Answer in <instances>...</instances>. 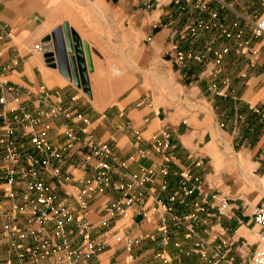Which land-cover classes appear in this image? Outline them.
Wrapping results in <instances>:
<instances>
[{"label": "crops", "instance_id": "0c3cea01", "mask_svg": "<svg viewBox=\"0 0 264 264\" xmlns=\"http://www.w3.org/2000/svg\"><path fill=\"white\" fill-rule=\"evenodd\" d=\"M93 1L97 6L102 4L110 14L112 11V14L114 12L129 20L135 27H131L132 45L126 58L119 57L121 61L93 57L88 60L83 48L89 81L88 96L80 84L63 76L43 56L52 50V43H43L42 39L57 26H62L64 31L73 29L84 47L91 42L96 44L84 34L85 27L72 24L74 17H71V11L59 6L55 0H0V34L3 36L0 40L1 77L10 84L23 85L33 93L44 87L51 94V99L61 95L65 104L88 118L86 129L96 139L110 142L114 153L126 162L124 171L128 176L121 178L119 170L113 171L110 188L96 191L89 200L81 193L94 187L92 173L80 167H64L70 177L58 188L60 199L68 197L72 217L79 212L81 200L86 199L85 217L93 225L91 238L102 245L101 252L92 262L110 264L113 259L117 264H142L145 259H154L158 253H163L171 261L164 263L158 259V264H206L200 256V252L206 250L211 264H250L259 243L253 210L264 204V187H259L261 179L255 182V188H247L245 183L248 180L253 182L255 173L264 178V127L252 147L247 138H243L239 146L237 133L227 132L221 127L222 105L215 103V93L212 88H206V80L210 75L220 77L228 74L235 82L240 73H226L225 61L217 67L215 55L213 60L209 58L206 62L200 54L205 48L213 49V53L222 50L225 37L220 27H156L157 14L147 12L143 17L139 7L148 0ZM135 4L139 8H135ZM117 36L118 53L124 55L125 44L121 34ZM37 43L43 46L41 55L34 52ZM191 48L196 49L193 52H197L198 59L194 60L198 62L189 58ZM177 50L186 55L183 61L176 59ZM68 54L73 55L74 52L68 50ZM161 63H169L180 81L178 85L186 95L181 100L155 103L157 93L151 85L154 86V81L158 80L157 70ZM260 64H264L262 57ZM251 80L253 78L245 81V97L248 93L254 94L250 92ZM260 80L263 86L258 91L264 97V73ZM207 92L210 98L206 96ZM217 98L216 102L220 99ZM25 99V95L20 94L10 98L9 103L19 104ZM63 125L75 127L78 135L83 136L77 128L83 123L76 124L60 116L48 121L54 142L62 141L63 135L56 130ZM164 132L169 135V146L162 150L166 153L157 151L152 145L155 136L163 140ZM227 143L232 151L222 149V145ZM167 154L170 158L166 157ZM80 156L77 152L72 159L74 163H78ZM241 161L253 168V175L246 172ZM163 167L167 169L166 174L161 171ZM144 169H152L151 177L145 183L149 193L144 203L147 216L113 218L110 233L105 235L97 226L106 215L103 209L122 196L120 184L131 186L129 191L134 193L137 182L130 176L139 175ZM187 189H193L192 195L197 200H191L193 196L186 193ZM172 193L182 196L181 200L177 198L172 202L174 208L182 209V214L176 222L167 217L169 233L164 239L158 231L153 208L158 201L168 203V196ZM215 193L218 196L214 200ZM219 195L228 204L226 210L219 209ZM190 207L204 209L196 212L194 217L198 218V231L194 230V218L190 216L195 212L187 213ZM70 225L73 231L75 223ZM172 225L180 230V236H174ZM75 234H72V241L74 243L77 239L76 245L79 236ZM146 235L154 236L151 241H156L145 243ZM124 236L130 240L144 239L140 245L130 246ZM190 239H193L191 246ZM196 243L200 246L196 247Z\"/></svg>", "mask_w": 264, "mask_h": 264}, {"label": "built area", "instance_id": "2783aa9c", "mask_svg": "<svg viewBox=\"0 0 264 264\" xmlns=\"http://www.w3.org/2000/svg\"><path fill=\"white\" fill-rule=\"evenodd\" d=\"M264 4V0H261ZM224 37L230 36L227 28L220 27ZM251 34L255 38L264 37V15L251 22ZM3 36L0 34V40ZM34 52L41 55L43 46L34 45ZM227 47L215 51L217 62L227 52ZM176 59L183 61V51L177 50ZM198 59V56L196 57ZM213 91L221 95V91L213 86ZM24 94L26 99L19 104L11 105L10 98ZM64 117L74 123H83L77 127L83 134L80 137L73 126L63 125L56 132L63 135L62 141L54 142L48 121L56 117ZM89 123L82 113L74 111L65 104L61 95L51 99V94L44 87L38 92L30 91L23 85H14L0 75V263L1 264H90L92 256L102 249L100 242L91 238L92 223L85 217L86 199L80 202V210L75 217L70 213L68 197L60 199L58 188L69 180L70 173L64 167H80L93 175L94 187L82 191L88 199L96 191H103L112 185V173L119 170L125 178V160L119 158L108 141L96 139L86 129ZM138 140V138H136ZM152 145L157 151L169 146V135L164 132L163 140L153 138ZM77 152L81 156L78 163L72 160ZM145 151L143 150L142 153ZM166 153V152H165ZM169 157L167 154L166 157ZM170 158V157H169ZM168 159V158H167ZM155 167V166H154ZM166 174L167 169L161 168ZM152 169L132 174L131 180L137 182V189L131 193L129 185H119L122 196L110 205L105 206V217L97 224L105 235L110 233V221L116 217L132 218L147 216L144 203L149 198L145 183L150 179ZM193 189H187L191 194ZM175 194L169 201H174ZM88 199V200H89ZM227 202L220 200L219 209L226 210ZM171 204L158 201L153 208L157 217L158 231L164 239L168 238L167 215ZM196 212L204 210L195 208ZM253 219L258 226L259 243L250 264H264V204L253 210ZM75 223V229L70 223ZM76 233V234H75ZM72 234L78 235L80 246L73 247ZM74 235V236H75ZM152 239L154 236L146 235ZM128 244L137 245L142 239L130 240L123 237ZM200 246L196 243V247ZM206 264L211 261L206 250L200 252ZM158 257L164 263H170L163 253ZM98 264V263H94ZM157 264V263H153Z\"/></svg>", "mask_w": 264, "mask_h": 264}, {"label": "rangeland", "instance_id": "374dc122", "mask_svg": "<svg viewBox=\"0 0 264 264\" xmlns=\"http://www.w3.org/2000/svg\"><path fill=\"white\" fill-rule=\"evenodd\" d=\"M127 1L129 2V0ZM55 2L59 6L61 5L69 9L71 11V17H74L71 20L72 24L75 27H85L84 34H87L96 41L95 45L91 42V45L87 44L86 47L83 46L84 51L86 50L85 53L88 60H90V57H93L96 59L101 58L105 61H121L119 59L120 56L127 57V50L132 45L130 44L132 43L133 35V29L131 27H135L129 20H124L114 12L112 14V11L110 14L108 9L103 8L102 4L97 6L96 3H93V0H55ZM145 2L139 6L142 8L143 17L147 16V12L148 14L149 12L150 14L156 13L158 17L156 27H225L228 33H231L230 36H226L223 40L222 49L227 47L228 50L223 54L216 66L221 67L222 62L225 61L226 73L232 72L235 74L237 71L240 74L235 78V82L228 74L220 77L210 75L206 80V88L216 86L222 92V95L214 94V97L216 96L215 103L222 105L221 119L219 117L222 129L227 132H236V140H239V146L240 142L244 140L243 138H247L250 147H252L259 140L262 127H264V97H261V93L258 91L263 86L259 81H261V74L264 73V64H260V57L262 59L264 58V37L255 38L251 34V22L264 15L263 2L261 0H148ZM128 5L129 3L126 4V6ZM139 7L135 4V8ZM119 34H121V38L125 44L123 49L124 55L118 53L116 40ZM91 38L89 39L93 41ZM193 50L196 51L194 48H191V51L187 49L190 53L189 58L194 60L197 57V52H193ZM200 54H203L202 60H206V62H209V58L211 60L214 59L213 49L211 48H205ZM162 57L166 59L165 55H162ZM194 61L198 62L197 60ZM233 61L235 64H231ZM157 72L159 74L158 80H153L156 84L154 86L151 85L154 88V93H157L154 96L155 103L166 104L170 100L171 102H173L172 100L179 101L186 96L185 92H183L184 90L179 87L178 83L180 81L175 77L169 63H161L158 66ZM251 78H253L250 82L252 87L249 90L254 94L251 95L248 93L245 97L243 96L246 86L245 81H249ZM77 81L80 82L79 77H77ZM178 87L179 89L176 91ZM206 96L211 97L209 92L206 93ZM217 97L220 98L218 100L219 102H216ZM222 149L224 151H232L231 145L228 143L222 145ZM241 163L243 167H246V172L248 171L251 175L254 174L252 171L253 168L249 167L245 161H241ZM255 174L253 177L251 176L254 179L253 182L250 180L248 182L246 181L247 183L245 185L247 188H250V186L255 188V182L259 181V179L263 182L259 181V187H261L260 185L264 187V178L262 179L257 173ZM173 194L175 193L170 194V196ZM215 194L213 196L214 200L218 196V193ZM189 195L193 196L192 193ZM170 196L168 197L170 198ZM177 198L181 200L182 196L175 194L174 199L177 200ZM218 199H222V197L219 195ZM191 200H197V198L193 196ZM168 202L171 204L172 209L167 217L174 219L175 222L179 221L182 209L178 207L174 208L172 206L173 201L168 200ZM103 210L105 211L106 209ZM187 210V213L196 211L192 207ZM197 219L194 218L193 220L195 231H198L199 227ZM171 227L174 236H180V230L175 229L176 226L174 225ZM147 239L145 243L151 241L148 237ZM76 240H74V243H76ZM190 240L189 243L191 246L193 239ZM142 241L137 245H140ZM74 243L72 241L73 247L80 246V240L78 244L75 245ZM96 255L91 257L90 264L95 263L92 262V259ZM154 259L150 257L148 260L147 258L142 264H158L157 260H162L158 256L156 258L154 257ZM110 264H117V262L112 259Z\"/></svg>", "mask_w": 264, "mask_h": 264}, {"label": "water", "instance_id": "95a60500", "mask_svg": "<svg viewBox=\"0 0 264 264\" xmlns=\"http://www.w3.org/2000/svg\"><path fill=\"white\" fill-rule=\"evenodd\" d=\"M65 29L67 28L65 27ZM63 31L62 26H57L42 39L43 43L49 41L52 43V50L45 52L43 56L50 66L56 67L69 80L76 81L89 95V81L82 42L73 29ZM68 50L73 51L74 54L69 55ZM77 77L80 82L77 81Z\"/></svg>", "mask_w": 264, "mask_h": 264}]
</instances>
